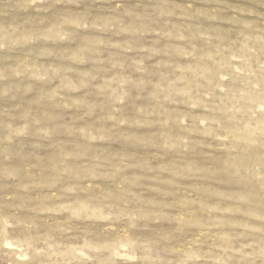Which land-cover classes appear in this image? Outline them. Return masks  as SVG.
Instances as JSON below:
<instances>
[{"label":"rangeland","instance_id":"obj_1","mask_svg":"<svg viewBox=\"0 0 264 264\" xmlns=\"http://www.w3.org/2000/svg\"><path fill=\"white\" fill-rule=\"evenodd\" d=\"M0 264H264V0H0Z\"/></svg>","mask_w":264,"mask_h":264}]
</instances>
